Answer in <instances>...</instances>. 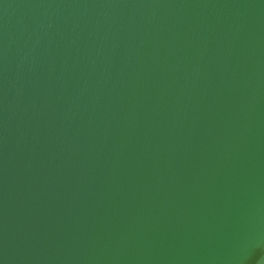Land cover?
<instances>
[{
  "label": "water",
  "instance_id": "water-1",
  "mask_svg": "<svg viewBox=\"0 0 264 264\" xmlns=\"http://www.w3.org/2000/svg\"><path fill=\"white\" fill-rule=\"evenodd\" d=\"M0 264H264V0H0Z\"/></svg>",
  "mask_w": 264,
  "mask_h": 264
}]
</instances>
